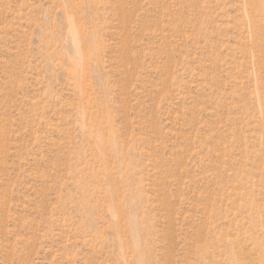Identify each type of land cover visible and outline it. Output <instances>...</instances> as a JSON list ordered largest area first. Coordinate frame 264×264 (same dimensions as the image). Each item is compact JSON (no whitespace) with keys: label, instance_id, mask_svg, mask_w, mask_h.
<instances>
[{"label":"rangeland","instance_id":"rangeland-1","mask_svg":"<svg viewBox=\"0 0 264 264\" xmlns=\"http://www.w3.org/2000/svg\"><path fill=\"white\" fill-rule=\"evenodd\" d=\"M0 264H264V0H0Z\"/></svg>","mask_w":264,"mask_h":264}]
</instances>
